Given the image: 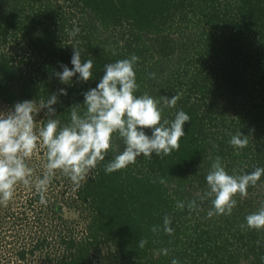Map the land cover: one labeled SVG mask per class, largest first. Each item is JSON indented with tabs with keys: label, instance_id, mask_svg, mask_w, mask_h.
<instances>
[{
	"label": "trees",
	"instance_id": "16d2710c",
	"mask_svg": "<svg viewBox=\"0 0 264 264\" xmlns=\"http://www.w3.org/2000/svg\"><path fill=\"white\" fill-rule=\"evenodd\" d=\"M74 26L80 31L72 37ZM74 47L82 62L93 60V76L84 82L77 73L64 84L55 73L73 67ZM131 54L140 57L135 94L160 101L163 118L180 110L190 116L179 150L163 159L141 154L106 174L124 148L113 134L104 161L80 188L56 172L44 205L35 180L45 171L46 149L38 146L26 160L32 184L15 190V205H0V264H264V230L240 228L264 202V175L247 197L236 195L231 215L208 218L210 200L187 208L208 190L216 156L229 174L264 167V0H0V104L10 109L24 100L38 107L57 93L53 118L67 124L73 105L83 112V94L99 83L104 65ZM175 93L180 99L169 108L163 98ZM46 111L35 116L37 132ZM237 131L249 136L244 149L229 144ZM165 215L172 235L163 231ZM153 225L160 230L153 233ZM140 239L148 241L142 249ZM164 248L167 256L156 254Z\"/></svg>",
	"mask_w": 264,
	"mask_h": 264
},
{
	"label": "clouds",
	"instance_id": "9594fccd",
	"mask_svg": "<svg viewBox=\"0 0 264 264\" xmlns=\"http://www.w3.org/2000/svg\"><path fill=\"white\" fill-rule=\"evenodd\" d=\"M79 27H73L69 35L75 37ZM82 50L74 47L70 69L61 65L63 71L55 75L61 83L70 84L76 76L78 80L87 82L93 76V60L82 62ZM140 57L131 54L129 58L120 59L104 65V75L96 87L86 91L84 95V110L79 105L71 107L70 122L61 125L59 119L53 118L58 102V94L53 93L47 100L41 99L37 107L34 100H24L14 104L7 113L0 112V205L7 206L13 199L18 184H32L33 170L26 160L37 151L38 146L46 149L45 171L42 177L35 180V190L40 197V203L47 204V192L57 171L68 177L74 188H80L89 174L97 165L104 161L112 143L113 134H118L123 140L124 148L105 165L106 174L121 170L135 164L138 157L151 160L155 153L160 159L179 150L180 139L185 135L184 125L191 120L183 110L175 114L174 119L163 118V108L160 101L147 93L136 95L139 84L136 81L135 65ZM155 78V73H149ZM58 93L67 95V90L60 88ZM180 93L171 98L164 96V104L175 107L180 99ZM46 109V123L36 131L35 116ZM145 129L151 130L147 135ZM229 144L237 149L248 146V137L242 132L229 134ZM218 147L213 144V148ZM264 175V167H255L251 172L241 170L239 174H229L222 164L220 156L213 160L206 175L208 190L199 198L187 202L190 211L196 210L205 200H210L211 210L207 217L214 215H231L237 205L236 195L247 197L248 187L255 186ZM93 179L95 177H92ZM156 183L157 180H153ZM159 183L166 184L164 177H159ZM184 201L177 202V208L183 209ZM246 223L240 225L242 230H264V202L258 210L245 217ZM171 218H163V231L172 235ZM160 226L153 225L151 231L156 233ZM146 239H140L139 247L147 244ZM260 241H257L259 244ZM167 248L159 250L158 254L167 256ZM264 260V257H261ZM171 264H180L173 258Z\"/></svg>",
	"mask_w": 264,
	"mask_h": 264
},
{
	"label": "rangeland",
	"instance_id": "374dc122",
	"mask_svg": "<svg viewBox=\"0 0 264 264\" xmlns=\"http://www.w3.org/2000/svg\"><path fill=\"white\" fill-rule=\"evenodd\" d=\"M9 110H11V109L8 108L7 106L3 105V104H0V112L7 113ZM22 185H23L22 183L17 185V189H16L17 192L19 191L20 186L22 187ZM13 199H15V201L13 200V205H15L17 202L16 199H18V197H13Z\"/></svg>",
	"mask_w": 264,
	"mask_h": 264
}]
</instances>
